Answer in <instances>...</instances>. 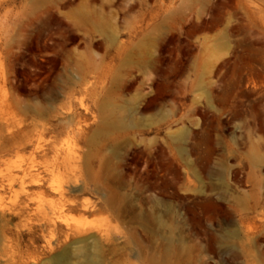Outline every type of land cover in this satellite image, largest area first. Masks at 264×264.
<instances>
[{
  "label": "rangeland",
  "instance_id": "374dc122",
  "mask_svg": "<svg viewBox=\"0 0 264 264\" xmlns=\"http://www.w3.org/2000/svg\"><path fill=\"white\" fill-rule=\"evenodd\" d=\"M264 264V0H0V264Z\"/></svg>",
  "mask_w": 264,
  "mask_h": 264
},
{
  "label": "bare ground",
  "instance_id": "6f19581e",
  "mask_svg": "<svg viewBox=\"0 0 264 264\" xmlns=\"http://www.w3.org/2000/svg\"><path fill=\"white\" fill-rule=\"evenodd\" d=\"M65 260L64 256H61L57 259V264H63V261Z\"/></svg>",
  "mask_w": 264,
  "mask_h": 264
}]
</instances>
